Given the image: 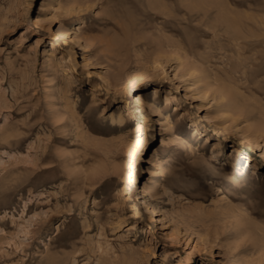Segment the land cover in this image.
Returning <instances> with one entry per match:
<instances>
[{
    "label": "rangeland",
    "instance_id": "1",
    "mask_svg": "<svg viewBox=\"0 0 264 264\" xmlns=\"http://www.w3.org/2000/svg\"><path fill=\"white\" fill-rule=\"evenodd\" d=\"M133 16L141 43L116 55ZM244 35L263 40L264 0H0V264H264V147L245 139L264 119V42ZM202 68L235 79L245 114L205 95ZM135 70L152 75L149 140L124 197L135 122L119 84ZM155 91L182 115L152 110Z\"/></svg>",
    "mask_w": 264,
    "mask_h": 264
},
{
    "label": "bare ground",
    "instance_id": "2",
    "mask_svg": "<svg viewBox=\"0 0 264 264\" xmlns=\"http://www.w3.org/2000/svg\"><path fill=\"white\" fill-rule=\"evenodd\" d=\"M214 7L215 8L218 7V9H217L218 18H220L223 23H227V25L229 27H235L236 24H235V22H233L235 20H233L230 17L232 9H230V7H228V5L223 4L221 8L219 7V5H216ZM204 13H205V15L208 14L207 11H205ZM129 14H131V13L129 12ZM129 19H130L129 22H125V24H123V23L120 24V28H119V30H120L119 33L121 34L120 37L118 36V37L113 39V41L116 42V44L118 45V48H119L116 51L117 52L116 55H120L123 52V50L126 51L128 49L129 44L133 45L132 43H134V42L138 43L139 39H141L140 38L141 37L140 31L144 27V25H143L144 22L142 23L139 19L135 18L134 16L132 18H129ZM53 22L54 21H53L52 17H47L45 19V21L38 19V28L43 29L45 26H51L52 27ZM146 27H148V26H146ZM78 29L80 30L81 27H78ZM52 32H53L52 34H53L55 41L60 40L61 44L63 46L68 45V43H69L67 41L68 34L65 31V29H63L61 27H58L56 29L52 28ZM234 33H236L235 35L240 36L239 35L240 32L236 28H234ZM238 36L235 38L236 40H239L241 38V36L240 37H238ZM248 37H249L248 35H244V37H243V38H245L244 42L246 44L256 45V44H259L261 42H264L263 37H262L263 40H247ZM148 41H150L151 43H153L154 41L157 42L158 48L160 50H163V48L166 44V43H164V40L162 38H158V36H156L154 34H153V36H151V38L148 39ZM139 43H141V42H139ZM238 44L241 45V43H238ZM257 52H259V51H256V53ZM166 53H168V52H166ZM166 53H163L160 56L162 57ZM167 56H169V55H167ZM172 56H174V55H172ZM258 58L263 62L262 66L264 67V52H260L257 57H254L253 60L256 61ZM161 59H163V58H161ZM188 65H190V64L188 63ZM192 66L193 67H190V70L197 68L195 64H193ZM202 69H203V71H205V75L203 77V79H205V86L202 88L205 95H207V96L213 95L214 98L219 103V106L222 110H227L228 112H230V111L236 112V113H239L242 115L245 114L247 109H248L247 108L248 105H245V103H246L245 100L238 97V95H237L238 92L235 91L231 85V84H236L235 79L230 77L227 74V72H224V70H221V69H217L215 72H214L215 69H213V68L210 69V71L207 70L206 68H202ZM197 70H198V68H197ZM208 78L210 79V81L208 80ZM118 79H120V78H118ZM151 79H152L151 72L145 71V70H137V71L135 70L132 72H128V74L125 76V78L122 81H120V84H119L122 91H125L128 94V96L131 97L130 105H131L132 111L129 113V120L131 122H135L134 127H132V131L130 134L128 147L126 146L127 147L126 153H124V154H126L125 155L126 162L124 164V169H122L123 170L122 173H123V176L125 178V185H124L123 189L121 190V195L124 197H127L128 195H130L132 193V189H133L132 185L136 184L138 165H140L139 161L141 159L142 152L145 149V147L147 146L148 140H149L148 134H147L148 117H147V114L145 111V103L146 102L142 97L143 93L141 92V88L144 86H148L151 82ZM119 90H120V88H119ZM152 98H154V102L152 103V110H155L156 112H160V114H161V112H166L168 114L169 119L172 116H181L182 115V111H181V108L179 105H172L171 106L169 100L162 101L160 99L159 93H157L156 91L154 92ZM152 114H153V112H152ZM169 119L166 122H169L168 125H171V123H170L171 121H169ZM229 119H230L229 117L224 116L223 119H221L222 121L219 122L220 124H222V130H224V128H225L224 126L227 125L226 123L229 121ZM218 120H220V119H218ZM257 120H258L257 123H255L254 125H251L248 128L249 133H248V135L245 136V139L250 140L252 145L255 144V146L257 145L259 147L260 146L264 147V119L259 120V118H258ZM214 121H215V119H214ZM221 137L223 138V140H226L225 136H221ZM262 142H263V144H262ZM247 157H248V159L246 161H243V162L247 166H250V167L253 166L254 165L253 161L257 160L256 156L253 154H249V155H247ZM260 158L264 161V153L260 155ZM248 160L249 161L252 160V163H248L247 162ZM97 174H98V170L90 173L91 176H95ZM91 178H89V179H91ZM53 258H54V260H56L55 257H53Z\"/></svg>",
    "mask_w": 264,
    "mask_h": 264
}]
</instances>
